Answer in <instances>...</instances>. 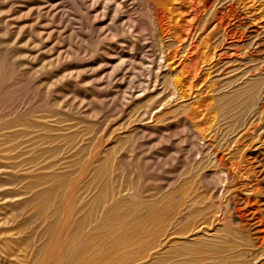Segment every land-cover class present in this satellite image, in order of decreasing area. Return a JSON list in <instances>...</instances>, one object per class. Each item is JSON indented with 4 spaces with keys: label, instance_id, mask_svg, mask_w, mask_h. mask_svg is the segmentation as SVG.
Wrapping results in <instances>:
<instances>
[{
    "label": "rangeland",
    "instance_id": "374dc122",
    "mask_svg": "<svg viewBox=\"0 0 264 264\" xmlns=\"http://www.w3.org/2000/svg\"><path fill=\"white\" fill-rule=\"evenodd\" d=\"M146 1L148 2V0H0V264H61L73 249L75 241L88 230L87 226L89 225V228L91 224L100 221L99 214L103 211L108 181L110 182L112 178L118 179L120 173L128 171L126 163L119 160L122 152L131 158L135 156L133 158L135 167L129 169L127 174L130 176L135 174V179H138L136 185L143 178L144 188L139 191L135 202L149 203L153 198L155 202H159V198L161 200L164 195L174 193L182 187V183L196 185L200 179L203 180L196 175L200 171L208 173L214 167L205 152L204 141L211 140L210 133L220 122L222 116L219 110L220 94L227 89L226 79L229 78L223 75L224 72H219L214 84L213 75L208 72L219 38L211 39L201 23L207 15L202 0H169L168 3H165L167 0H151L150 3ZM246 4L251 13L249 9L242 11V7L237 5L239 13L245 15L247 12L246 18L242 21L246 33L244 42L241 43L242 48L244 47L245 51L250 49V54L254 58L258 56L259 62L263 63L260 58L264 57V0H246ZM115 5L120 7L119 13L114 10ZM149 22L151 25H147ZM256 28L260 29V34L255 31ZM255 36H258L259 40L254 38ZM255 41L260 44L256 43L253 46ZM246 54H244L246 57L250 55L248 52ZM254 63L250 62L249 66L254 67ZM250 73L245 72L241 79L247 80L251 77ZM252 73L257 74V71ZM256 76L258 80L260 79L257 89L259 94L257 93V96L244 106V113H241L239 121L227 120V126L224 125L219 131L221 140L219 142H222L220 144L222 149L228 148L226 153L234 150L241 161L248 155L255 168L261 170L258 174L259 194L264 213V84H262L264 72ZM174 83L178 90L176 98L171 97ZM222 86H225V89ZM168 98L172 99L164 104ZM145 109H150L151 113L142 120L141 113ZM249 116L255 121L254 128L257 130L247 131L243 137L241 131L246 125L245 122L252 120ZM141 123H147L151 128L143 129L139 127ZM187 125L191 126V131ZM236 139L240 140L236 142ZM195 144L202 152L200 155L194 153ZM96 145L100 162L96 161L95 167L83 175L79 168L81 161L96 149ZM236 147L238 151H235ZM116 155L119 156L118 164L124 165L122 168L118 165L114 169L111 165ZM140 156L146 167L144 170L142 164L138 162ZM108 160L112 162L109 163ZM65 164L68 167H64ZM136 164H139L141 169ZM242 165L241 162L239 171L243 170ZM242 173L243 175L240 172L242 177L238 181H249L245 172ZM20 175L29 178L19 182ZM48 176L55 179L52 181ZM67 176L66 180L73 182L72 190L75 188L70 202L64 199L63 193L67 190L59 183L60 180L66 181ZM73 177L74 180L78 179L73 181ZM210 178L208 177L207 181L215 186L214 178ZM212 185L210 187L213 188ZM50 189L52 195L56 191L53 195L55 198H51ZM237 191L240 197L248 195L247 191L241 189ZM100 192L103 200H98L102 197L99 195ZM204 194L199 195L200 199H205L206 193ZM221 198L219 201L226 204L227 196ZM202 205L205 203L202 202ZM64 207H72L70 209L73 213L69 210L70 214L67 215L64 213L66 212ZM57 208V212L54 211ZM145 210L141 208L139 213L148 216ZM93 214H96V217ZM69 215L73 216V220ZM218 217L220 216L216 217L214 225L219 226ZM81 218H84L83 225L81 222L78 223ZM5 220L9 221L6 225ZM66 220L69 222L67 231L71 234L66 238V229H62L61 233L65 238L61 240L54 232L53 222L59 224L60 221ZM191 221L182 225H175L174 222L175 227L167 226L168 229L161 223L156 224L152 232L136 236L128 244L130 246L134 243L133 248L137 251L133 249L134 252L126 257L125 264H161L163 255L170 254L169 256L174 259L173 255L180 253V250L196 245L195 241L190 240L192 236L183 230ZM2 226H5V229ZM74 227L79 230L76 231ZM6 233H13L12 239H16V242L11 244L12 249L9 250L11 253L4 252L6 245L5 240L2 241L4 238L2 236ZM169 234L170 237H166ZM203 236L202 242L208 244L207 237ZM19 237L23 239L25 245L24 251L20 252ZM110 241L109 245L116 246L115 239ZM122 247L124 246L114 247L106 252L107 256H111L109 264H119L122 259L119 254ZM206 250L208 249L203 250L205 257H201L203 264L213 261V257L210 258V250L205 252ZM17 253L23 254L25 263L16 262L17 260L12 262Z\"/></svg>",
    "mask_w": 264,
    "mask_h": 264
},
{
    "label": "bare ground",
    "instance_id": "6f19581e",
    "mask_svg": "<svg viewBox=\"0 0 264 264\" xmlns=\"http://www.w3.org/2000/svg\"><path fill=\"white\" fill-rule=\"evenodd\" d=\"M151 0H148L147 3H150ZM155 1V0H154ZM162 1V0H161ZM169 0L165 1V3H168ZM203 1V8L207 10V15L204 18L203 27L205 28V31L207 35L210 36V38H219L218 42L216 43L217 50L213 52V58L210 62V67L208 68L209 74L213 75V81L215 83V77L218 76L219 72H224L223 75L229 76V78L226 79V84L228 86L227 89L224 90L220 94V109L221 110V119L220 122L217 124L218 126L212 130L213 132L210 133L211 140L204 141V149L205 152L210 157V162L214 165V167L207 173V172H201L196 175L199 177H202L203 180L200 179L199 183L197 182L196 185L191 184H183L182 187L176 188L177 191L174 193H171L170 195H164V198L160 200L159 202H155L154 198L153 201L149 203H143V202H135L139 196V191L144 188L143 181L141 179V182H139L137 185V180L135 179L134 175H129L127 172H129V169H133L135 167L134 160L131 158L130 155L120 152L119 160L120 162H125L128 168V171L120 173L118 179L116 178H110L111 181H108V190L104 196L101 194L102 197L98 198L103 200V211L100 221L91 224V226L87 229L85 228V232L83 233L81 237L75 241V245L73 249L69 252L65 260L61 264H109L110 257L107 256L106 252L111 251L114 249V247L118 246H124L122 247V250L119 254L122 256L119 264H125L126 263V257L131 255L135 248H133V245H130L128 243L131 242L133 238L140 234H145L147 232H150L152 228L156 224H162L163 226L168 229L167 226H174L175 225H182L185 224L187 221H191V224H189L185 229V233H189V236H192V239L188 237V239L191 240V242L196 243V245L191 246L188 249L180 250L177 255H173L172 259L169 255H163L161 257L162 261L161 264H203L201 261L203 259L201 257H205V253L203 250L207 248L210 250V258L213 257V261L211 260L208 264H264V213L262 211V206L260 203V185H259V171L255 168L253 165V162H251L250 158L245 156V158L241 161L235 152L226 153L227 149H222V142L219 141V131L222 129L228 121H239V118L241 117V113L244 110V106L249 104L251 100H253L258 92V77L256 75H262L264 72V57H261L260 59L263 60V63L259 62V59L254 58L250 54V49L244 50V47L242 48V44L244 42V37L246 36L245 30H244V24L243 20L246 18V14L238 12V6L242 7V11L246 10L248 11L249 6L246 4V0H202ZM17 2V1H16ZM118 2V1H117ZM116 2V3H117ZM164 2V1H163ZM171 2V1H170ZM15 3V2H14ZM119 3V2H118ZM122 3V2H121ZM153 3V2H152ZM237 3V5L235 4ZM42 4V3H41ZM156 4V3H155ZM158 4V3H157ZM161 6L162 4L159 3ZM149 5V4H148ZM168 5V4H167ZM17 6V5H16ZM110 6V5H109ZM164 6V4H163ZM65 7V6H64ZM167 7V6H165ZM251 7V6H250ZM58 8V7H57ZM113 8V7H112ZM123 8V7H122ZM137 8V7H136ZM149 6H147V10ZM67 9V8H66ZM141 9V8H140ZM50 10V9H49ZM114 10L119 13L120 7L118 5L114 6ZM142 10H144L142 8ZM145 10V11H147ZM241 10V9H240ZM47 11V10H46ZM139 12V11H138ZM149 12V11H148ZM151 12V11H150ZM249 12L251 13L250 9ZM248 12V13H249ZM51 13V12H50ZM143 13V12H142ZM141 13V14H142ZM153 13V12H152ZM13 14V13H12ZM15 14V13H14ZM19 15V14H18ZM147 15V14H146ZM96 16V15H95ZM2 17V16H1ZM151 20V16L148 17ZM51 19V18H50ZM52 20V19H51ZM153 20V19H152ZM144 21V20H143ZM22 22V21H21ZM42 22V21H41ZM116 23V22H115ZM143 23V22H142ZM145 23V21H144ZM151 22H149L147 25H149ZM252 23V22H251ZM3 25V24H2ZM143 25V24H142ZM146 25V26H147ZM151 25V24H150ZM56 26V25H55ZM157 26V25H156ZM58 27V26H57ZM64 27V26H63ZM26 28V27H25ZM43 29V28H42ZM155 29V27H154ZM257 29V28H256ZM255 31H258V34L261 33L259 31L260 29H257ZM113 31V30H112ZM155 31V30H153ZM152 31V32H153ZM25 32V31H24ZM252 32V31H251ZM49 33V32H48ZM254 33V32H253ZM125 34V33H124ZM257 34V35H258ZM81 35V34H80ZM16 36V35H15ZM34 37V36H33ZM258 36H255L254 38H257ZM14 38V37H13ZM252 38V37H251ZM132 39V38H131ZM250 39V38H249ZM255 39V40H256ZM259 40V39H258ZM261 40V39H260ZM37 41V40H35ZM43 42V41H42ZM137 42V41H136ZM10 43V42H9ZM258 44L259 42L255 41L253 43V46L255 44ZM156 44V43H155ZM260 44V43H259ZM252 45V44H251ZM252 46V47H253ZM260 46V45H259ZM108 47V46H107ZM154 47V46H153ZM248 47V46H247ZM251 47V46H249ZM264 48V47H263ZM253 49V48H252ZM26 50V49H25ZM257 51V50H256ZM37 52V51H36ZM166 52V51H164ZM250 54L248 57H246V53ZM46 53V52H45ZM246 54V55H244ZM14 55V54H13ZM28 59V58H27ZM22 62V61H21ZM250 62L254 63V67L249 66ZM14 63V62H13ZM130 63V62H129ZM143 63V62H142ZM21 64V63H20ZM131 64V63H130ZM32 65V64H31ZM246 65V66H244ZM248 66V67H247ZM142 67V66H141ZM246 67V69H245ZM19 68V65L18 67ZM23 69V68H22ZM26 69V68H25ZM146 69V68H145ZM24 70V69H23ZM257 71V74L252 73L253 71ZM25 71V70H24ZM65 71V70H64ZM67 71V70H66ZM71 71V70H70ZM133 71V70H132ZM243 72V73H242ZM245 72H251L250 78H247V80L241 79ZM7 73V72H6ZM77 73V72H76ZM131 73V72H130ZM147 73V72H146ZM242 73V74H241ZM34 74V72H33ZM58 74V73H57ZM119 75V74H118ZM9 76V75H7ZM152 77V76H151ZM116 78V77H115ZM220 78V77H219ZM120 79V78H119ZM152 78H150L151 80ZM159 79V78H158ZM143 80V78H142ZM146 81V79H144ZM149 80V78H148ZM173 80V79H172ZM178 80V79H177ZM175 80V81H177ZM52 81V80H51ZM27 82V81H26ZM139 82V79H138ZM135 83V82H134ZM166 83V81H165ZM171 83V82H170ZM176 83V82H175ZM173 84L174 91L171 93L172 98H176L178 95V90L176 88V84ZM213 83V82H212ZM18 84V83H17ZM31 84V83H29ZM127 84V83H126ZM139 84V83H138ZM145 84H147L145 82ZM151 84V83H150ZM260 84V83H259ZM264 84V83H262ZM34 85V84H32ZM74 85V84H73ZM124 85V84H123ZM134 85V84H133ZM141 85V84H140ZM148 86V85H146ZM158 86V85H157ZM260 86V85H259ZM24 87V86H23ZM34 87V86H33ZM118 87V86H117ZM142 87V86H140ZM225 86H222L223 89ZM11 88V87H10ZM15 88V87H14ZM19 88V87H17ZM144 88V87H143ZM149 88V87H148ZM217 88V87H216ZM221 88V87H220ZM221 88V89H222ZM29 89V88H28ZM35 89V88H34ZM71 89V88H70ZM90 89V88H89ZM164 89V88H163ZM222 89V90H223ZM14 90V89H13ZM181 90V89H180ZM221 90V91H222ZM211 91V90H210ZM218 91V90H217ZM216 91V93H217ZM116 92V91H115ZM124 92V91H123ZM24 93V92H23ZM47 93V92H46ZM113 93V92H112ZM49 94V93H48ZM109 94V93H108ZM114 94V93H113ZM116 94V93H115ZM182 94V93H181ZM219 96V95H218ZM2 97V96H1ZM6 97V96H5ZM67 97V96H66ZM119 97V95H118ZM168 97V96H167ZM166 97V98H167ZM180 97V96H179ZM212 97V96H211ZM9 98V97H6ZM170 98V97H169ZM167 99L164 104L169 103V101L172 99ZM182 98V97H181ZM13 99V98H12ZM132 99V98H131ZM165 99V98H164ZM178 99V98H177ZM263 99V98H262ZM2 100V99H1ZM4 100V99H3ZM11 100V99H10ZM81 100V99H80ZM100 100V99H99ZM145 100V99H144ZM6 101V100H5ZM130 101V100H129ZM7 102V101H6ZM33 102V101H32ZM76 102V101H75ZM264 102V101H263ZM87 103V102H86ZM90 103V102H89ZM156 102H154L155 104ZM72 104V103H71ZM47 105V104H46ZM87 105V104H86ZM117 105V104H116ZM160 105V104H159ZM169 105V104H168ZM64 106V105H63ZM76 106V105H75ZM156 106V105H155ZM67 107V106H66ZM77 107V106H76ZM75 107V108H76ZM217 107V106H216ZM59 108V107H58ZM218 108V107H217ZM124 109V108H123ZM255 109V108H254ZM261 109V108H260ZM18 110V109H17ZM39 110V109H38ZM42 110V109H41ZM52 110V109H51ZM264 110V109H263ZM142 120L146 116H149L151 113L150 109L142 110ZM253 111V110H252ZM97 112V111H96ZM137 112V111H136ZM213 112V111H212ZM60 113V112H59ZM72 113V112H71ZM74 113V112H73ZM170 113V112H169ZM244 113V112H243ZM255 113V112H253ZM252 113V114H253ZM262 113V112H261ZM129 114V113H128ZM168 114V113H167ZM250 114V116H253ZM12 115V114H11ZM85 115V114H84ZM157 115V114H156ZM255 115V114H254ZM45 116V115H44ZM50 116V115H49ZM83 116V115H82ZM89 116V115H88ZM96 116V115H95ZM115 116V115H114ZM130 116V115H129ZM218 116V115H217ZM220 116V115H219ZM249 116V117H250ZM264 116V115H263ZM41 117V116H40ZM62 117V116H61ZM106 117V116H105ZM197 117V116H196ZM47 118V117H46ZM195 118V117H194ZM256 118V117H255ZM65 119V118H64ZM100 119V118H99ZM127 119V118H126ZM252 117H250V120ZM57 120V119H56ZM137 121V118L135 119ZM141 120V122H142ZM228 120V121H227ZM256 120V119H255ZM60 121V120H59ZM157 121V120H156ZM190 121V119H189ZM200 121V120H199ZM211 121V120H210ZM187 122V121H185ZM213 122V121H212ZM250 122V123H249ZM254 120L245 122L246 125H244L243 130L241 131V135L244 137L246 136L247 131H252L254 128ZM258 122V121H257ZM7 123V122H6ZM96 123V122H95ZM190 122H187V124ZM200 123V122H199ZM249 123V124H248ZM131 124V123H130ZM209 124V123H208ZM257 124V123H255ZM155 125V124H154ZM189 125V124H188ZM187 125V127H188ZM191 125V123H190ZM203 125V124H202ZM260 125V124H259ZM193 126V125H192ZM227 126V125H226ZM229 126V125H228ZM33 127V126H32ZM139 127L143 129H150L151 127L148 126L147 123H141L139 124ZM50 128V127H49ZM189 130L191 131V126H189ZM239 128V127H238ZM264 128V127H263ZM45 129V128H43ZM48 129V128H47ZM85 129V128H84ZM226 130V128H225ZM257 130V129H255ZM116 131V130H115ZM206 131V130H205ZM78 132V131H77ZM80 132V131H79ZM99 132V131H98ZM131 132V131H130ZM152 132V131H151ZM259 132V131H258ZM86 133V132H85ZM133 133V132H132ZM163 133V131H162ZM205 133V132H204ZM224 133V132H223ZM13 135V134H12ZM203 135V134H202ZM249 135V134H247ZM222 136V135H221ZM250 136V135H249ZM23 137V136H22ZM40 137V136H39ZM115 137V136H114ZM204 137V135H203ZM57 138V137H56ZM137 138V135H136ZM206 138V137H205ZM222 138V137H221ZM55 139V138H54ZM93 139V138H92ZM191 139V138H190ZM219 139V140H218ZM7 140V139H6ZM75 140V139H74ZM131 140V139H130ZM240 139H236V142H238ZM11 141V140H10ZM63 141V139H62ZM132 141V140H131ZM217 141V142H216ZM247 141V140H246ZM23 142V141H22ZM8 143V142H7ZM177 143V142H176ZM25 144V143H24ZM37 144V143H36ZM78 144V143H77ZM150 144V143H149ZM237 144V143H236ZM71 145V144H70ZM245 145V144H244ZM243 145V147H244ZM227 146V145H226ZM246 146V145H245ZM37 147V146H36ZM221 147V148H220ZM242 147V146H241ZM17 148V146H16ZM16 148H13L16 149ZM32 148V147H31ZM23 149V148H22ZM95 149V147H94ZM129 149V148H128ZM222 149V150H221ZM17 150V149H16ZM133 150V149H132ZM131 150V151H132ZM149 150V149H148ZM238 151V148L236 147L235 151ZM243 150V149H242ZM241 150V151H242ZM31 151V150H30ZM71 151V150H70ZM90 151V150H89ZM101 151V150H100ZM103 151V150H102ZM134 151V150H133ZM193 151V150H192ZM240 151V152H241ZM82 152V151H81ZM228 152V151H227ZM9 153V152H8ZM113 153V152H112ZM117 153V152H116ZM194 153L195 154H201L202 152L198 148V145H194ZM210 153V154H209ZM24 154V153H23ZM26 154V153H25ZM28 154V153H27ZM61 154V153H60ZM159 154V153H157ZM194 154V155H195ZM118 155V153H117ZM112 159V161L108 162L111 163L112 167L117 168L118 165V157ZM133 155V153H132ZM137 155V154H136ZM148 155V154H147ZM229 155V156H227ZM240 155V153H239ZM42 156V155H41ZM98 147L96 145V149L94 151H91L90 154L86 155L82 161L79 168H81V172L83 175L87 174L89 171L93 169L94 164L96 161L98 162L100 160ZM255 156V155H254ZM107 157V156H106ZM152 157V156H151ZM204 157V156H203ZM6 158V157H5ZM69 158V157H68ZM256 158V156H255ZM7 159V158H6ZM63 159V158H62ZM66 159V158H65ZM106 159V158H105ZM104 159V160H105ZM183 159V158H182ZM47 160V159H46ZM136 160V159H135ZM140 164H142L143 170L146 168L144 166L143 159L140 156ZM200 160V159H198ZM245 160V161H244ZM3 161V160H1ZM137 161V160H136ZM44 162V160H43ZM72 162V161H71ZM100 162V161H99ZM102 162V161H101ZM242 162L243 170L238 168L240 167V164ZM246 162V163H245ZM16 163V162H15ZM31 163V161H29ZM53 163V162H52ZM70 163V162H69ZM68 163V164H69ZM205 163V162H204ZM203 163V164H204ZM57 164V163H56ZM56 164H53L54 166ZM77 164V163H76ZM100 164V163H99ZM210 164V163H209ZM65 164L64 167H68ZM97 165V164H96ZM110 165V164H109ZM110 165V166H111ZM139 164H136L138 166ZM14 166V165H13ZM23 166V165H22ZM70 166V165H69ZM104 166V164H103ZM121 165L120 168H122ZM258 166V165H257ZM48 167V166H47ZM52 167V166H51ZM78 167V166H77ZM99 167V166H96ZM102 167V166H101ZM140 168V165L138 166ZM201 167V166H200ZM21 168V167H20ZM54 168V167H53ZM77 168V169H79ZM125 168V167H123ZM126 168V170H127ZM138 168V170H140ZM204 168V167H203ZM17 169V167H16ZM98 169V168H96ZM202 169V168H201ZM200 169V170H201ZM205 169V168H204ZM21 170V169H20ZM19 170V171H20ZM28 169H26L27 171ZM35 170V169H34ZM102 170V169H101ZM110 170V169H109ZM112 170V168H111ZM135 170V169H134ZM133 170V171H134ZM208 170V169H207ZM24 171V169H23ZM187 171V170H186ZM245 172V175L249 178V181H238L240 177H242L243 173ZM29 172V171H28ZM64 172V171H63ZM77 172V170H76ZM80 172V171H79ZM106 172V171H105ZM104 172V173H105ZM115 172V171H114ZM137 172V171H136ZM196 172V169H195ZM241 172V174H240ZM75 173V171H74ZM91 173V172H90ZM89 173V175H90ZM100 173V171H99ZM107 173V172H106ZM117 173V172H116ZM141 173V172H140ZM79 174V173H78ZM132 174V172H131ZM139 174V173H138ZM144 174V173H143ZM142 174V175H143ZM153 174V173H152ZM240 174V175H239ZM13 175V174H12ZM53 176L55 174H50V176ZM67 175V174H66ZM98 175V173L96 174ZM140 175V174H139ZM10 176V175H9ZM39 176V175H38ZM43 176V175H42ZM47 176V175H46ZM48 176V177H50ZM57 176V175H56ZM64 175H60V177H63ZM73 175H70V177ZM111 176V175H110ZM145 176V174L143 175ZM142 176V177H143ZM183 176V175H182ZM193 176V175H192ZM11 177V176H10ZM37 176H35L36 178ZM59 177V176H58ZM80 177V176H77ZM107 177V175H106ZM211 177L215 180V186L210 184V182L207 181V178ZM27 178H29L27 176ZM26 177L23 175H20L18 180L19 182H24ZM57 178V177H56ZM76 178V177H75ZM94 178V177H93ZM97 178V177H96ZM95 178V179H96ZM104 178V177H103ZM139 178V177H138ZM173 178V177H172ZM191 178V177H190ZM210 178V179H211ZM50 180L53 181L55 177H50ZM68 179L65 178V180ZM72 179V178H71ZM78 179V178H77ZM77 179L73 181H76ZM87 179V178H86ZM85 179V180H86ZM99 179V178H98ZM151 179V178H150ZM152 179H154L152 177ZM162 179V178H161ZM187 179V178H186ZM205 179V180H204ZM17 180V179H15ZM13 180V181H15ZM47 180V179H46ZM63 180V179H62ZM84 180V179H83ZM101 180V179H100ZM106 180V179H105ZM108 180V179H107ZM157 180V179H156ZM171 180V179H170ZM193 180V179H192ZM35 181V180H34ZM58 181V180H57ZM61 181V180H60ZM59 183L61 184V187H65L67 191L64 190L63 197L64 199H67V201L70 202L69 199H71L73 191V182L71 180L61 181ZM146 181V178H145ZM144 181V182H145ZM182 181V180H181ZM11 182V181H10ZM9 182V183H10ZM18 182V181H17ZM33 182V181H32ZM47 182V181H46ZM82 182V181H81ZM106 182V181H105ZM176 182V181H175ZM213 182V181H212ZM2 183V182H1ZM91 183L93 181L91 180ZM98 183V182H96ZM12 184V183H11ZM34 184V183H33ZM43 184V183H42ZM99 184V183H98ZM177 184V183H176ZM2 185V184H1ZM57 185V184H56ZM86 185V183L84 184ZM173 185V184H172ZM210 185L213 186L210 187ZM51 186V185H50ZM90 186V185H89ZM94 186H96L94 184ZM177 185H175L176 187ZM193 186V187H192ZM52 187V186H51ZM97 187V186H96ZM105 187V186H104ZM165 187V186H164ZM163 187V188H164ZM58 188V187H57ZM82 188V187H81ZM106 188V187H105ZM167 188V185L166 187ZM29 189V188H28ZM100 189V188H99ZM155 189V188H154ZM175 189V188H174ZM244 190L248 192V195H241L237 194V190ZM70 190L72 192H70ZM105 190V189H104ZM150 190V189H149ZM159 190V189H158ZM164 190V189H163ZM172 190V189H171ZM192 190V191H191ZM51 193V198H53L56 194V191L53 193L51 192V189L49 190ZM106 191V190H105ZM87 192V191H86ZM167 192V191H166ZM170 192V191H169ZM179 192V193H177ZM206 193L205 199L208 201H205V199H200L201 196ZM155 193V192H154ZM84 194V193H83ZM157 194V193H155ZM154 194V195H155ZM160 194V193H159ZM49 195V194H48ZM183 195V196H182ZM186 195V196H184ZM194 195V196H193ZM205 195V194H204ZM219 195V196H218ZM227 196L223 206L221 201L219 199L221 197ZM59 196V195H58ZM81 196V195H80ZM192 196V197H191ZM220 198H218V197ZM48 197V196H47ZM94 197V196H93ZM153 197V196H152ZM51 199L50 197H48ZM55 198V197H54ZM96 198V199H97ZM62 199V198H61ZM60 199V202H61ZM82 199V198H81ZM152 199V198H150ZM222 199V198H221ZM53 200V199H52ZM100 200V201H102ZM148 200V199H147ZM22 201V200H21ZM50 201V200H49ZM48 201V202H49ZM95 201V200H94ZM146 201V199H145ZM59 202V201H58ZM64 202V201H62ZM89 202V201H88ZM205 203V205L201 206V203ZM21 203V202H19ZM24 203V202H23ZM50 203V202H49ZM55 203V201H54ZM75 203V202H74ZM90 203V202H89ZM88 203V204H89ZM53 204V201H52ZM64 204V203H63ZM67 204V203H65ZM72 204V203H71ZM49 205V204H48ZM68 205H70L68 203ZM73 205V204H72ZM100 205V206H101ZM23 206V205H22ZM50 206V205H49ZM52 206V205H51ZM54 206V205H53ZM57 206V205H56ZM66 206V205H65ZM16 208V207H15ZM18 208V207H17ZM59 208V207H58ZM55 209L54 211L58 210ZM62 208V207H61ZM66 208V212L64 213L70 214L69 210L72 211V207H64ZM84 208V207H81ZM80 208V209H81ZM92 208V206H91ZM141 208H145V212L148 213V216L142 215L139 213ZM49 209V208H48ZM51 209V208H50ZM101 209V208H100ZM99 209V210H100ZM74 210V209H73ZM96 210V209H95ZM94 210V213L97 211ZM102 210V209H101ZM144 210V209H142ZM52 211V212H54ZM87 211V210H86ZM57 212V211H56ZM62 212V211H61ZM100 212V211H98ZM144 212V213H145ZM63 213V214H64ZM73 213V211H72ZM78 213V212H75ZM87 213V212H86ZM55 214V213H54ZM66 215V214H65ZM72 215V214H71ZM94 216L96 214H93ZM53 216V215H51ZM61 216V215H60ZM81 216V215H80ZM93 216V217H94ZM98 216V217H100ZM218 217L220 222L219 226L214 225V221L216 220V217ZM69 217H71L69 215ZM89 217V216H88ZM96 217V216H95ZM8 218V217H7ZM10 218V217H9ZM14 218V217H12ZM11 218V219H12ZM63 218V217H62ZM73 216L71 217V219ZM80 218V217H78ZM8 219V220H11ZM84 218H81V220H78V223L81 222V225H83L82 221ZM90 219V218H88ZM8 220H5V225L8 224ZM61 220V219H60ZM70 220V218L68 219ZM73 220V219H72ZM95 220V218L93 219ZM15 221V220H14ZM54 221V219H53ZM57 221V220H56ZM75 221V219H74ZM77 221V220H76ZM11 222V221H10ZM67 220L66 221H60L59 224H54V232L58 235V239H63L62 229H66L65 231L66 238H68V235L71 234L67 231ZM88 222V220H87ZM69 223V222H68ZM90 223V222H88ZM189 223V222H188ZM72 224V222H70ZM77 224V223H76ZM187 224V223H186ZM80 225V224H79ZM71 226V225H70ZM74 226V225H73ZM10 227V226H9ZM81 227V226H80ZM161 227V226H160ZM175 227V226H174ZM179 227V226H178ZM2 228L5 229V226ZM76 228H78L76 226ZM74 229L77 231L79 229ZM156 228V227H155ZM164 228V227H163ZM181 228V227H180ZM165 229V230H166ZM2 230V229H1ZM9 230V229H6ZM11 230V229H10ZM82 230V228H81ZM80 230V231H81ZM159 230V229H158ZM178 230V229H177ZM181 230V229H180ZM175 231V230H174ZM2 232V231H1ZM62 232V233H61ZM79 232V231H78ZM152 232V231H151ZM77 233V232H76ZM162 233V232H161ZM183 233V232H182ZM184 233V234H185ZM2 234V233H1ZM13 234V233H12ZM11 233H6L2 237L4 241L6 249L4 252L9 251L12 249L11 244L13 242H16V239H12ZM148 234V233H147ZM165 234V233H164ZM158 235V234H157ZM205 235L207 237V242H202V236ZM80 236V235H79ZM154 236V235H153ZM163 236V235H162ZM54 237V236H53ZM166 237H170V234ZM204 237V236H203ZM21 239V237H19ZM65 238V237H64ZM148 238V237H147ZM151 238V237H150ZM149 238V239H150ZM116 246L109 245V241L114 240ZM152 239V238H151ZM72 240V239H71ZM73 239L72 241H74ZM139 240V239H136ZM143 240V239H142ZM147 240V239H146ZM167 240V239H166ZM183 240V239H182ZM71 241V242H72ZM110 241V242H111ZM151 241V240H149ZM165 241V240H164ZM179 241V240H178ZM136 242V241H135ZM18 243V242H17ZM53 243V242H52ZM65 243V242H64ZM70 243V241H69ZM162 243V242H161ZM175 243V242H174ZM74 244V243H73ZM72 244V245H73ZM154 244V243H153ZM159 244V243H158ZM165 244V242H164ZM178 244V242H177ZM13 245V244H12ZM21 249L18 250L24 251L25 245L23 244V239H21ZM50 245V244H49ZM68 245V244H66ZM65 245V246H66ZM183 245V244H181ZM190 245V244H189ZM140 246V245H138ZM158 246V245H157ZM185 245H183L184 247ZM53 247V246H52ZM68 247V246H67ZM156 247V246H155ZM155 247H152L153 249ZM186 247V246H185ZM184 247V248H185ZM20 248V247H19ZM62 248V246H61ZM141 248V247H140ZM139 248V249H140ZM151 248V249H152ZM18 249V248H17ZM134 249V250H133ZM138 249V248H137ZM145 249V248H144ZM149 249V250H151ZM180 249V248H179ZM178 249V250H179ZM68 250V249H67ZM206 250L205 252H208ZM12 251V250H11ZM137 251V250H135ZM142 251V250H141ZM174 251V250H173ZM3 252V253H4ZM58 252V251H57ZM9 253H11L9 251ZM50 253V252H49ZM48 253V254H49ZM137 253V252H135ZM149 253V252H148ZM166 253V252H165ZM18 254V255H17ZM14 257L15 260L12 262H22L25 263L26 259L22 256V253H17ZM46 254V255H48ZM139 254H141L139 252ZM8 255V254H7ZM66 255V254H65ZM64 255V257H65ZM207 255V254H206ZM51 256V255H50ZM172 256V255H171ZM138 257V256H137ZM207 257V256H206ZM49 258V257H48ZM45 259V258H44ZM50 259V258H49ZM52 259V256H51ZM64 259V258H63ZM46 260V259H45ZM47 262L49 260H46ZM135 262V261H134ZM130 263V262H128ZM39 264V263H38ZM132 264V263H131Z\"/></svg>",
    "mask_w": 264,
    "mask_h": 264
}]
</instances>
